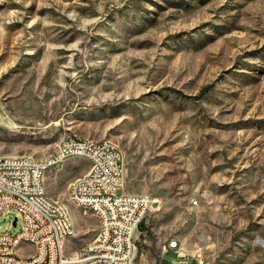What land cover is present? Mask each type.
<instances>
[{"label":"rangeland","instance_id":"1","mask_svg":"<svg viewBox=\"0 0 264 264\" xmlns=\"http://www.w3.org/2000/svg\"><path fill=\"white\" fill-rule=\"evenodd\" d=\"M64 132L114 141L123 192L160 200L135 264L174 239L205 264H264V0H0V154L44 157ZM90 165L45 178L74 223L68 254L96 235L67 192Z\"/></svg>","mask_w":264,"mask_h":264},{"label":"built area","instance_id":"2","mask_svg":"<svg viewBox=\"0 0 264 264\" xmlns=\"http://www.w3.org/2000/svg\"><path fill=\"white\" fill-rule=\"evenodd\" d=\"M74 157L91 165L68 184L67 192L75 193L78 207L93 215L98 226L91 241L68 254L65 239L75 235L74 223L66 206L48 195L45 178ZM124 171V154L114 141L68 132L61 135L57 150L44 157L0 155V217L12 211L22 217L18 231L11 229L15 216L0 232V264H135L140 226L160 200L123 192ZM24 247L33 249L22 255ZM75 251H82V258H75ZM169 251L177 254L173 264H205L202 251L189 254L176 239L165 245L163 258Z\"/></svg>","mask_w":264,"mask_h":264},{"label":"bare ground","instance_id":"3","mask_svg":"<svg viewBox=\"0 0 264 264\" xmlns=\"http://www.w3.org/2000/svg\"><path fill=\"white\" fill-rule=\"evenodd\" d=\"M10 158H17V155H10ZM124 176H125V171H124ZM125 178V177H124ZM68 196H69V198L71 199V201L74 203V204H76V205H78V203H77V200H76V197H75V193L74 192H68ZM63 204V203H62ZM64 205V204H63ZM65 206V205H64ZM66 209H67V211H68V217H71L70 216V213H69V210H68V208L66 207ZM68 239H65V244H66V241H67ZM183 248V250L186 252V250H185V248L184 247H182ZM75 258H82V251H76V253H75ZM74 264H81V263H74Z\"/></svg>","mask_w":264,"mask_h":264},{"label":"trees","instance_id":"4","mask_svg":"<svg viewBox=\"0 0 264 264\" xmlns=\"http://www.w3.org/2000/svg\"><path fill=\"white\" fill-rule=\"evenodd\" d=\"M205 89L208 90L209 87H207V88H205ZM140 229H142V230L146 229V228H145V222H142V224H141V226H140Z\"/></svg>","mask_w":264,"mask_h":264},{"label":"crops","instance_id":"5","mask_svg":"<svg viewBox=\"0 0 264 264\" xmlns=\"http://www.w3.org/2000/svg\"><path fill=\"white\" fill-rule=\"evenodd\" d=\"M6 154H11V155H24V154H19V153H6ZM6 154H0V155H6Z\"/></svg>","mask_w":264,"mask_h":264},{"label":"water","instance_id":"6","mask_svg":"<svg viewBox=\"0 0 264 264\" xmlns=\"http://www.w3.org/2000/svg\"><path fill=\"white\" fill-rule=\"evenodd\" d=\"M14 224H16V221L14 222Z\"/></svg>","mask_w":264,"mask_h":264}]
</instances>
